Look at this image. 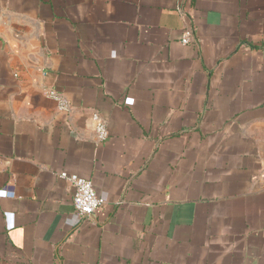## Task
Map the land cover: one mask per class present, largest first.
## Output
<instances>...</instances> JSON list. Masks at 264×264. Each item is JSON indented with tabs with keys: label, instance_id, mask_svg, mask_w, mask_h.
<instances>
[{
	"label": "crops",
	"instance_id": "0c3cea01",
	"mask_svg": "<svg viewBox=\"0 0 264 264\" xmlns=\"http://www.w3.org/2000/svg\"><path fill=\"white\" fill-rule=\"evenodd\" d=\"M1 192L0 264H264V0H0Z\"/></svg>",
	"mask_w": 264,
	"mask_h": 264
},
{
	"label": "built area",
	"instance_id": "2783aa9c",
	"mask_svg": "<svg viewBox=\"0 0 264 264\" xmlns=\"http://www.w3.org/2000/svg\"><path fill=\"white\" fill-rule=\"evenodd\" d=\"M190 37V32L188 30L185 31L181 42L183 44H188L190 42ZM57 99L59 101V106L65 109L67 107L65 102L58 97ZM92 119L95 122V133L97 141H105L108 133L104 122L101 120L100 116L97 113L92 114ZM59 177L62 180L66 181V183L72 189L71 204L75 215L79 219H90L104 207V199L97 195L90 181L82 179L75 174H68L65 172L60 173ZM0 194L6 196L7 193L1 192Z\"/></svg>",
	"mask_w": 264,
	"mask_h": 264
}]
</instances>
